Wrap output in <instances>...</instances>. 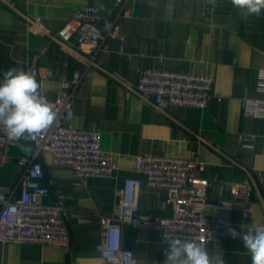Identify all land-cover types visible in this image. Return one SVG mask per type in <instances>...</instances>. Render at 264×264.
Returning <instances> with one entry per match:
<instances>
[{
	"label": "crops",
	"instance_id": "1",
	"mask_svg": "<svg viewBox=\"0 0 264 264\" xmlns=\"http://www.w3.org/2000/svg\"><path fill=\"white\" fill-rule=\"evenodd\" d=\"M86 1L0 0V72L36 66L40 75L50 74L43 83L48 98L56 96L61 77L81 72L71 123L81 130L96 128L115 163L111 176L83 180L42 154L41 182L50 188L43 200L63 194L70 246L2 243L0 264H102L99 215L113 213L125 178L141 180L137 199L143 213L169 216L165 191L146 187L135 168L136 156L144 151L180 157L194 152L203 162L200 176L210 181L208 196L233 202L230 211L207 213L224 217L234 229L264 226V114L253 115L241 105L245 91L251 100H264V92L257 91L264 69V9L260 16H245L231 0H127L109 49L91 59L52 38ZM94 1L101 18L120 8L116 0ZM142 67L209 75L208 106L158 108L129 90ZM31 154V141L20 140L9 149L0 167V192L17 196L15 184L23 171L17 161ZM121 239L137 264H163L167 244L156 230L124 225ZM207 249L221 253L224 264H251L241 239L226 238L219 248Z\"/></svg>",
	"mask_w": 264,
	"mask_h": 264
},
{
	"label": "built area",
	"instance_id": "2",
	"mask_svg": "<svg viewBox=\"0 0 264 264\" xmlns=\"http://www.w3.org/2000/svg\"><path fill=\"white\" fill-rule=\"evenodd\" d=\"M126 1L116 0L120 8L112 17L101 18L97 3L87 0L52 38L82 49L94 59L99 52L109 49L108 42L115 35L119 18L124 15ZM158 59L162 61V58ZM24 70L38 78L41 94L46 96L43 83L50 74L40 75L36 66ZM262 70L258 73L257 86L264 83ZM82 75L75 71L69 78L61 77L56 96H46L53 106L56 120L36 141H31L32 154L17 161L23 169L15 184L17 196L13 191L0 192V244L15 242L70 246L66 210L62 205L63 194L55 192L52 201L43 200L50 193V188L47 183L41 182L45 177L39 159L42 154H49L53 165L71 167L74 174L83 180L113 174V155L101 146L99 131L96 128L77 129L71 123L73 98ZM2 80L3 73L0 72ZM210 86L211 78L206 74L142 67L137 84L129 90H134L163 110L172 105L206 108L210 100ZM129 94L127 90L126 95ZM241 105L253 115L264 114V100H251L246 91ZM17 144L18 141L10 140L3 125H0V167L7 161L9 149ZM135 168L144 175L146 187L165 191V201L170 206L171 214L159 216L143 213L137 199L141 180L137 177L123 179L117 190L119 203L113 213L99 215L102 236L98 249L102 264H137L133 251L122 245L124 225L156 230L163 242L167 234L170 239L195 240L204 248L211 246L217 249L226 238L240 239L231 235L230 230L234 228L228 226L224 217L207 213L208 210L230 211L233 202L208 196L210 181L200 176L203 162L194 152L180 157L144 151L136 156ZM242 208L248 214V201L242 202Z\"/></svg>",
	"mask_w": 264,
	"mask_h": 264
},
{
	"label": "clouds",
	"instance_id": "3",
	"mask_svg": "<svg viewBox=\"0 0 264 264\" xmlns=\"http://www.w3.org/2000/svg\"><path fill=\"white\" fill-rule=\"evenodd\" d=\"M231 3L245 16H260L264 9V0H231ZM257 91L264 92V83L258 84ZM41 93V84L29 72L12 67L3 73L0 81V125L10 140L36 141L55 122L53 106ZM230 231L233 237L242 240L250 253L251 264H264V227ZM164 241L167 247L163 264H224L221 253H210L195 240L170 239L166 234Z\"/></svg>",
	"mask_w": 264,
	"mask_h": 264
}]
</instances>
